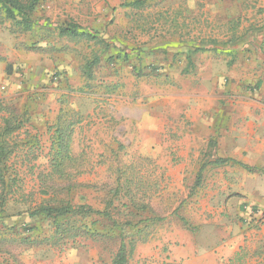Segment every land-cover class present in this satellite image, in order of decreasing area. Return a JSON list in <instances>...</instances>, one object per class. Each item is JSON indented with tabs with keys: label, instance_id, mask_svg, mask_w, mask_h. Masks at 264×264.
I'll return each mask as SVG.
<instances>
[{
	"label": "rangeland",
	"instance_id": "1",
	"mask_svg": "<svg viewBox=\"0 0 264 264\" xmlns=\"http://www.w3.org/2000/svg\"><path fill=\"white\" fill-rule=\"evenodd\" d=\"M130 1L43 0L31 32L0 25L5 67L0 104L24 114L23 127L10 141L16 154L10 163L20 185L0 224V263L110 264L118 243L109 238L118 234L110 221L94 216L96 239L84 236L54 245L49 221L30 216L42 204L106 210L114 221L129 220L134 227L144 226L145 217H167L137 236L128 264H176L186 247L210 249L225 228L264 220L253 208L245 214L236 206L208 212L222 201L210 193L225 185L229 168L208 165L206 158L222 159L226 106L234 105V97L254 95L242 81L252 70L239 59L225 66L232 55L198 52L184 72L186 51L172 55L177 50L170 49L179 39L185 48L222 50L234 35L242 40L236 46L251 54L250 33L264 28L253 22L256 0H149L143 10L122 7ZM64 22L93 32L111 48L57 37L55 28ZM116 54L128 55L129 62L110 60ZM93 55L99 62L88 80L82 67ZM67 124L70 159H59L60 175L52 168L59 155L54 132ZM201 165H207L202 188L190 199ZM174 211L197 226L196 232L184 229L171 216ZM3 225L10 229L4 231ZM21 234L29 241L20 242ZM133 236L131 231L127 238ZM231 257L232 264H264L253 260L251 250L240 255L243 262Z\"/></svg>",
	"mask_w": 264,
	"mask_h": 264
},
{
	"label": "crops",
	"instance_id": "2",
	"mask_svg": "<svg viewBox=\"0 0 264 264\" xmlns=\"http://www.w3.org/2000/svg\"><path fill=\"white\" fill-rule=\"evenodd\" d=\"M256 2L253 5L256 7L258 17L253 19V22L256 21L258 23L256 27L261 28L264 26V11L259 9L264 8V0H256ZM250 36L254 39V49L251 54L245 52L241 46H236L242 40H237L234 35L225 40L222 50L214 46L204 47L201 51L234 56L233 59L229 57L223 62L227 67L231 64H239V60L242 61L244 66L252 70L250 78L242 81L245 86L249 84L254 92L251 98L247 94L234 97L236 100H233L234 105L226 106L227 111L224 114L226 125L221 129L224 132L221 137V158L226 159V162L221 166L229 170L224 181L225 185L220 190L210 193L212 198L222 199L220 205L208 208V212L211 210L212 214L215 211L225 213L232 206H236L241 214L247 212L248 208L264 214V28L253 31ZM177 43L175 47L170 48L177 50H172V55L173 52L185 53L184 50H187L181 40L178 39ZM166 49L163 48L164 51ZM235 56L240 58L235 59ZM4 74L5 67L0 64L1 80L5 79ZM237 163L251 167L253 172H248ZM236 167L241 169H235ZM225 230L227 232L225 231L210 249L198 250L192 246L186 247L183 252H179L178 257H175V262L178 260L176 264H232L235 262L232 255L238 260L240 255L247 253V250H251L254 261L264 263V220L253 223L252 226L238 223L237 226H230ZM214 234L216 235L217 232ZM243 261L244 258H241L237 263Z\"/></svg>",
	"mask_w": 264,
	"mask_h": 264
},
{
	"label": "trees",
	"instance_id": "3",
	"mask_svg": "<svg viewBox=\"0 0 264 264\" xmlns=\"http://www.w3.org/2000/svg\"><path fill=\"white\" fill-rule=\"evenodd\" d=\"M149 0H132L130 2L124 3L122 7H127L134 10H143L147 8ZM43 0H0V25L5 23H10L11 27L20 32H31L37 22L36 12ZM57 37L64 38L73 43H79L81 41L92 42L94 44H103L101 38L98 35H94L93 32L82 29L78 25L72 22H64L60 23L56 28ZM104 47L108 50L111 48V45L104 43ZM203 51L201 47H187L186 50V59L187 66L185 67L184 72H189L193 67L192 57L198 52ZM119 52V51H118ZM144 53H148L146 49H144ZM92 61L86 60L85 65L82 67V73L86 76L88 80L92 78L91 70L92 68L99 62L98 57L93 55ZM110 60L117 61L122 60L123 62H129L130 57L128 55L119 56V54L110 57ZM150 66V69H154ZM0 215L4 214L3 217L0 216V224H3L2 221L6 218L5 210L9 206V200L13 197L15 191L19 189V182L17 180L15 169V163L11 165V160H15L16 154L14 153V147L10 141L14 139L16 134L23 127L24 114L18 113L14 108L9 106H4L0 104ZM70 130V131H69ZM70 133H71V125L67 124L64 128H57L54 134L57 135L56 141L53 144L59 152V155L55 157V163L52 166L54 169V173H58L63 175L62 163H58L61 160L60 158L65 156V158L70 159L69 155V141H70ZM64 137L67 138V141L64 142ZM215 147V142L212 141L210 143L209 148ZM59 160V161H58ZM207 164H213L221 166L226 160L216 159L212 160V156L206 158ZM241 168L246 169L248 172H253L251 167H248L242 163H237ZM207 165H201L197 173L195 174V178L190 189L189 198H193L196 195V191L202 188L203 184V172ZM14 168V169H13ZM139 211V209H137ZM141 211V210H140ZM30 216H38L43 218L50 223L51 239L55 240L54 245L59 244L61 241L65 239H72L78 237H91L96 239L99 234L95 230H93V226L96 225V220L93 221L94 216L98 218H104L111 222L113 228H116L118 234L114 237H109L110 239H117V247L116 251L111 258L110 264H128L129 259L131 258L135 244L137 241V236H140L143 231L145 232L147 227L153 225L156 222H161L167 220V217H155L148 218L145 217L140 224H144V226L139 227L133 226L131 221L126 220L125 222H117L114 221L110 215V213L106 210L104 211H96L91 207L80 205L78 207H74L69 203L65 204H42L38 205L37 208L30 213ZM171 216H174L181 224V226L190 231L196 232L197 226L192 225L185 217L178 214L177 211L171 213ZM9 217V216H7ZM88 219H91L90 222H87ZM249 226L251 224L246 223ZM4 231L9 230L10 227L7 225H3L2 227ZM136 229V230H135ZM30 229L25 230V232H29ZM33 230V229H31ZM133 232V237L127 238L129 236V232ZM1 234V233H0ZM22 235V234H21ZM107 235V234H106ZM20 239V242H28L29 236ZM18 237H15L17 239ZM108 238V237H101ZM0 264H9L8 262H3Z\"/></svg>",
	"mask_w": 264,
	"mask_h": 264
}]
</instances>
